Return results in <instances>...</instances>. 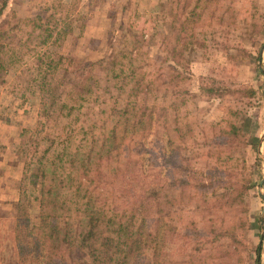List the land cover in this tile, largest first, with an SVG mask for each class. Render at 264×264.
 <instances>
[{
    "label": "rangeland",
    "instance_id": "rangeland-1",
    "mask_svg": "<svg viewBox=\"0 0 264 264\" xmlns=\"http://www.w3.org/2000/svg\"><path fill=\"white\" fill-rule=\"evenodd\" d=\"M128 58L154 84L137 114L152 128L145 141L149 170L161 166L167 177L164 138L175 103L182 108L179 120L194 131L196 124L216 140L233 134L247 141L243 154L251 187L248 227L242 234L251 248L260 247L257 264H264V0H174L172 5L170 0H0V264L17 263L12 239L18 185L31 152L23 145L38 140L31 133L37 119L45 123L42 134L50 137L54 128L38 105L49 78L53 83L63 70L87 62ZM39 68L49 71L44 81L33 78ZM118 68L115 64L99 72L101 98L116 97ZM48 145L46 140L39 150ZM241 173L236 166L227 178L240 183ZM33 192L28 189L31 196ZM37 209L38 202L31 199L32 223ZM223 211L183 212V226L194 234L217 226L220 217L235 222L231 209L226 215ZM166 239L172 260L186 264L194 254L190 243ZM207 248L210 244L204 243L203 250ZM234 258L235 253L229 254V263L239 264ZM211 259L202 255L196 264Z\"/></svg>",
    "mask_w": 264,
    "mask_h": 264
},
{
    "label": "trees",
    "instance_id": "trees-1",
    "mask_svg": "<svg viewBox=\"0 0 264 264\" xmlns=\"http://www.w3.org/2000/svg\"><path fill=\"white\" fill-rule=\"evenodd\" d=\"M115 64L117 95L101 98L99 72ZM46 68L56 71L55 66ZM46 68H39L33 78L46 80ZM60 74L53 83L49 78L38 102L52 122V134H42L45 123L37 119L31 133L38 140L23 145L31 152L18 185L12 239L16 264H177L169 245L165 249L168 237L190 243L194 254L186 264H196L202 255L212 258L210 264H230L231 253L239 264L260 262V247L251 248L242 234L248 227L251 187L244 138L232 134L216 140L194 124L195 132L179 120L182 108L175 103L164 138L169 147L165 178L161 166L151 171L146 165L145 141L152 128L137 114L154 84L132 58L112 63L100 59ZM46 140L49 145L41 152L39 145ZM235 165L242 172L240 183L227 178ZM31 199L38 202L35 223L29 214ZM209 208L223 209L224 215L231 209L235 222L220 217L217 226L191 234L189 226H183V212ZM204 243L210 248L203 250Z\"/></svg>",
    "mask_w": 264,
    "mask_h": 264
},
{
    "label": "crops",
    "instance_id": "crops-1",
    "mask_svg": "<svg viewBox=\"0 0 264 264\" xmlns=\"http://www.w3.org/2000/svg\"><path fill=\"white\" fill-rule=\"evenodd\" d=\"M11 201H12V197H10Z\"/></svg>",
    "mask_w": 264,
    "mask_h": 264
},
{
    "label": "water",
    "instance_id": "water-1",
    "mask_svg": "<svg viewBox=\"0 0 264 264\" xmlns=\"http://www.w3.org/2000/svg\"><path fill=\"white\" fill-rule=\"evenodd\" d=\"M263 211H264V208H263ZM263 211H262V213H263Z\"/></svg>",
    "mask_w": 264,
    "mask_h": 264
}]
</instances>
